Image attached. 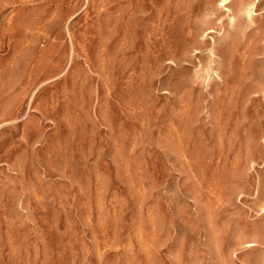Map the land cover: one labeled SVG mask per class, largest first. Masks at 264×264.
I'll list each match as a JSON object with an SVG mask.
<instances>
[{"label":"rangeland","instance_id":"rangeland-1","mask_svg":"<svg viewBox=\"0 0 264 264\" xmlns=\"http://www.w3.org/2000/svg\"><path fill=\"white\" fill-rule=\"evenodd\" d=\"M0 264H264V0H0Z\"/></svg>","mask_w":264,"mask_h":264},{"label":"bare ground","instance_id":"bare-ground-1","mask_svg":"<svg viewBox=\"0 0 264 264\" xmlns=\"http://www.w3.org/2000/svg\"><path fill=\"white\" fill-rule=\"evenodd\" d=\"M227 1H229V0H223L224 3L227 2ZM253 11H254V6H252V7L249 8V9H247V13H248L249 15H252ZM250 245H253V244H250Z\"/></svg>","mask_w":264,"mask_h":264}]
</instances>
